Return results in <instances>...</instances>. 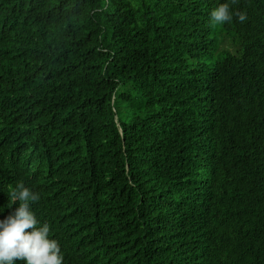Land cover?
Instances as JSON below:
<instances>
[{
	"label": "trees",
	"instance_id": "16d2710c",
	"mask_svg": "<svg viewBox=\"0 0 264 264\" xmlns=\"http://www.w3.org/2000/svg\"><path fill=\"white\" fill-rule=\"evenodd\" d=\"M221 2L0 0V219L21 182L62 264H264V0Z\"/></svg>",
	"mask_w": 264,
	"mask_h": 264
},
{
	"label": "clouds",
	"instance_id": "9594fccd",
	"mask_svg": "<svg viewBox=\"0 0 264 264\" xmlns=\"http://www.w3.org/2000/svg\"><path fill=\"white\" fill-rule=\"evenodd\" d=\"M234 15L231 0H223L208 13L209 23H230ZM239 19L242 20L243 15ZM11 199L19 203L0 219V264H16L17 260L23 264H62L63 255L57 240L49 236V225L39 222L31 209V203L39 199V194L17 182Z\"/></svg>",
	"mask_w": 264,
	"mask_h": 264
}]
</instances>
